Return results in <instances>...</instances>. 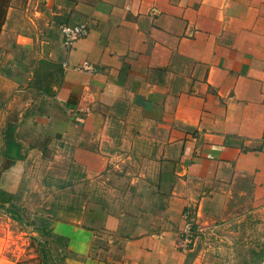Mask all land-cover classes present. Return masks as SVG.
I'll list each match as a JSON object with an SVG mask.
<instances>
[{"label":"crops","instance_id":"crops-1","mask_svg":"<svg viewBox=\"0 0 264 264\" xmlns=\"http://www.w3.org/2000/svg\"><path fill=\"white\" fill-rule=\"evenodd\" d=\"M32 4L58 34L48 58L62 76L14 122L22 158L3 156L0 130V186L15 194L36 158L66 165L61 186L137 162L128 193L147 190L166 222L154 227L143 208L118 210V196L86 192L50 227L67 239V264H185L192 253L174 246L184 213L208 224L264 211V0ZM80 22L88 33L65 46L62 26ZM82 61L95 70L73 69ZM16 88L0 74V98Z\"/></svg>","mask_w":264,"mask_h":264},{"label":"rangeland","instance_id":"rangeland-1","mask_svg":"<svg viewBox=\"0 0 264 264\" xmlns=\"http://www.w3.org/2000/svg\"><path fill=\"white\" fill-rule=\"evenodd\" d=\"M33 2L0 0V74L9 77L17 87L6 99L0 98L1 131L7 123H19L23 111L40 106L61 78L57 66L38 64L42 59L50 61L48 55L58 41V34L47 33L51 28L46 26L45 20L35 18ZM36 68L39 72L33 78ZM44 86L48 87L46 91ZM60 163L36 158L28 165L13 198L23 222L0 210V264H41L37 241L46 237L36 228L51 227L58 209L82 206L86 192L90 194V191L103 192L108 199L118 196L117 201L113 200L118 210L135 213L138 206L143 208L144 223L154 227L166 225L164 214L154 209L155 200L148 196L147 190H140L142 198H132L128 193V183L136 173L137 162H131L132 165L124 162L119 168L112 166L102 178L87 183L79 181L62 186L58 177L64 175L66 165ZM6 166V162L0 160V173ZM123 191H127L126 197ZM254 210L234 212L228 218L208 224L195 222L194 213L188 212L189 221L183 216L182 228L175 230V249L183 254L192 253L185 264H264V211ZM186 221L195 223V229L184 231ZM184 240L187 246L182 249L179 242ZM57 242L51 243L50 251L46 250L48 264H58L55 249L61 241Z\"/></svg>","mask_w":264,"mask_h":264},{"label":"trees","instance_id":"trees-1","mask_svg":"<svg viewBox=\"0 0 264 264\" xmlns=\"http://www.w3.org/2000/svg\"><path fill=\"white\" fill-rule=\"evenodd\" d=\"M40 65H49V66H57L59 72H60V77L62 76V66L58 63H54L51 61H48L46 59H42L39 61ZM39 72V68H36L34 70V75L33 78L37 76ZM48 87L43 88L44 91H46ZM15 124L13 123H7L5 128L2 131V139H3V145L4 148H2V154L8 160L11 162L15 161L16 159H20L23 157V154L21 152L22 146L21 144L17 141L16 135H15ZM16 195L13 193H9L5 191L4 189L0 188V210L6 214H8L12 219L23 222V215L20 212V210L17 208L16 203L13 202V198ZM196 227L195 223L192 224V230H194ZM36 230L41 233V235H44L46 239H42L37 241V244L39 246V251L41 253V264H48V256L46 253V250L50 251L51 250V243L58 241H61L59 243V246L55 249V252L57 253V263L58 264H67L66 263V258L69 254V251L67 249V239L66 237L57 235L52 231L50 227L48 228H36ZM57 250V251H56ZM56 263V262H55Z\"/></svg>","mask_w":264,"mask_h":264},{"label":"built area","instance_id":"built-area-1","mask_svg":"<svg viewBox=\"0 0 264 264\" xmlns=\"http://www.w3.org/2000/svg\"><path fill=\"white\" fill-rule=\"evenodd\" d=\"M63 43L65 46H71L76 40L85 36L88 33V27L84 22L72 24V25H63L61 28ZM73 69L83 72H93L95 70L94 65L89 61H82L75 65ZM183 216L189 221V217L186 213ZM186 221V229L184 231H192V223ZM190 223V224H189ZM187 246V241H180L179 247L184 249Z\"/></svg>","mask_w":264,"mask_h":264}]
</instances>
